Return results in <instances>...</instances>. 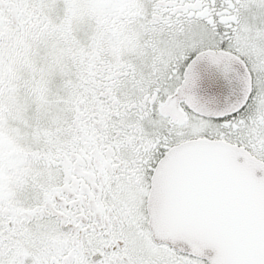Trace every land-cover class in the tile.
<instances>
[{"label":"snow or ice","instance_id":"snow-or-ice-1","mask_svg":"<svg viewBox=\"0 0 264 264\" xmlns=\"http://www.w3.org/2000/svg\"><path fill=\"white\" fill-rule=\"evenodd\" d=\"M0 264H264V0H0Z\"/></svg>","mask_w":264,"mask_h":264}]
</instances>
